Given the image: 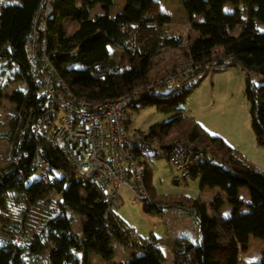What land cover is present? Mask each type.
<instances>
[{
  "label": "trees",
  "instance_id": "1",
  "mask_svg": "<svg viewBox=\"0 0 264 264\" xmlns=\"http://www.w3.org/2000/svg\"><path fill=\"white\" fill-rule=\"evenodd\" d=\"M224 1L182 0L192 11L201 10L207 3ZM41 2L4 0L0 6V64L15 66L16 77L24 80V88L9 95L17 106L18 116L12 123L15 160L0 169V264H30L39 261L46 250L51 264H85L89 251L103 259L109 258L112 239L136 250L119 264H164L159 240L154 236L147 239L135 236L113 214L111 206L106 213L109 204L105 189L85 179L66 153L53 144L51 136L47 138L46 126L54 124L53 118L42 130H34L47 107L45 96L35 82L41 74L40 55H46L54 72L76 98L101 103L134 92L142 94L131 108H136L138 101L158 98L144 96L152 89L145 88L147 63L160 49L171 46L182 49L181 60L191 64L192 70L186 78L179 79L181 82L208 68L239 65L246 73L244 94L250 106L256 143L264 148V33L257 31L255 22L256 17L264 20V0H250L238 36L228 34L225 26L242 21L239 10L223 11L220 6H214L205 21L193 25L200 36L187 47L182 46L181 34L168 33L155 24L151 14H146L151 0H126L130 14L122 12L113 17L106 11L90 17L87 7L91 2L106 8L112 0H51L52 13L44 27L39 26ZM67 20L77 22L71 33L65 27ZM32 34L36 36V66L29 59L26 46ZM114 51H121L120 58L127 57L128 65L121 64ZM192 86L193 83L186 89L191 90ZM160 87L159 95L177 91L167 82ZM173 129L183 137L176 139L196 141L199 145L193 147L210 155L189 176L199 177L200 188L217 186L224 190L233 206L230 214L222 217L218 210L220 196H217L211 204L215 213L209 216L196 199H186L190 208L202 214L200 240L197 244L177 241L174 253L181 259L175 256L173 260L177 264H236L238 243L249 234L264 239V171L192 118L177 115L150 126L147 132L163 140ZM37 150L49 164L48 181H43L32 167ZM145 184L151 193L148 166ZM242 185L249 190L246 203L237 194ZM143 203L145 210L159 212L162 208L155 201ZM68 210L82 216L79 233L71 227ZM20 236L26 240H16ZM215 251H227L224 263L214 257Z\"/></svg>",
  "mask_w": 264,
  "mask_h": 264
},
{
  "label": "rangeland",
  "instance_id": "2",
  "mask_svg": "<svg viewBox=\"0 0 264 264\" xmlns=\"http://www.w3.org/2000/svg\"><path fill=\"white\" fill-rule=\"evenodd\" d=\"M151 1L153 3L145 11L146 14H151L155 24L167 29L168 33L181 34L183 47H187L200 36V32L193 25L205 21L211 8L216 5L220 6L223 11H232L235 8L239 10L242 21L227 24L225 30L232 36L240 35L243 23L247 18V8L250 2V0H226L219 4L207 3L201 10L192 11L185 6L182 0ZM3 2L4 0H0V6ZM126 6V0H112V4L106 8L101 3H87L90 17L105 11L112 17L122 12L128 13ZM255 22L257 31L264 33V20L256 17ZM76 25L77 22L73 20L65 22V27L70 33L75 30ZM115 53L121 64L128 65L127 57L121 60V51ZM181 56L182 49L177 46L158 50L147 63L148 79L145 88H155L157 83H161L164 78L177 72L185 62L181 60ZM16 69L15 66L9 67L0 64V169L15 160L12 152V143L15 141L12 123L18 116V111L15 103L9 99V95L14 90L24 88V80L16 77ZM191 70L192 65L190 64ZM187 73H181L177 77L183 80ZM245 77V70L239 65L208 68L190 78V83H193L191 90L184 89L164 93L157 99H146L149 96H144L146 100L138 101L136 108H127L129 129L148 131L150 126L166 122L177 115L192 118L211 135L222 137L247 161L264 171V148L256 143L251 126L250 106L244 94ZM173 84L169 85L173 87ZM159 85L161 86V84ZM56 121L57 119L54 118L53 123L55 124ZM53 129V124L46 126L47 138L51 136ZM179 136L178 131L173 129L163 140L156 139V141L158 145H161L177 140L176 138H183ZM190 143L199 145L196 141ZM146 159L149 181L152 186L151 193L150 190L147 191L153 195V197L149 195L151 200L162 207L160 211L145 210L144 201L136 198L127 187L121 188L119 196L111 205V211L131 228L133 234L138 238L156 237L165 256L164 264H177L173 260L176 256L174 249L177 248V241L197 244L202 228V214L195 212L194 208H190L186 199H196L205 207V214L209 216L215 213L214 205L211 204L217 196H220L218 210L222 217L228 216L233 206L221 188L217 186L200 188L199 177L189 176L187 181L174 183L173 179L177 176V172L162 155H150ZM237 194L244 203L249 200V190L246 185L238 187ZM243 208L245 209L244 205ZM67 214L73 231L79 233L82 216L72 210H68ZM23 237L20 236L16 240L25 241L26 239ZM110 248L112 255L107 259L101 258L94 251H89L85 264H119L136 252L131 246L119 243L114 239L110 241ZM236 251V264L264 262V239L249 234L245 241L237 244ZM47 253L46 250L40 256L39 261H31L30 264H51ZM227 255V251H215L214 253V257L218 258L221 263L225 262ZM176 258L181 259L177 256Z\"/></svg>",
  "mask_w": 264,
  "mask_h": 264
},
{
  "label": "built area",
  "instance_id": "3",
  "mask_svg": "<svg viewBox=\"0 0 264 264\" xmlns=\"http://www.w3.org/2000/svg\"><path fill=\"white\" fill-rule=\"evenodd\" d=\"M50 3L51 0L41 2L40 27H44L51 16ZM35 42V34L26 42L28 57L34 66L37 65ZM40 47H44L43 42ZM39 61L41 74L35 78V82L45 96L47 107L34 125V130H42L48 120L57 119L51 132L53 144L66 153L68 160L85 179H91L105 189L109 204L106 213H109L122 187L130 189L136 198L146 203L152 202L145 184L146 158L150 155L160 154L168 160L177 172L174 183L185 181L197 164L210 157L195 149L190 142L177 139L158 145L157 136L134 128L130 130L127 108L137 98H142V94L134 92L101 103L78 99L54 72L44 53H41ZM186 72H190L188 62L157 83L155 88L152 87L148 96L157 98L159 84L166 82L174 83L173 87L179 91L186 89L191 85L190 80L181 82L177 77ZM32 167L43 181L49 180V164L38 150L32 159Z\"/></svg>",
  "mask_w": 264,
  "mask_h": 264
},
{
  "label": "water",
  "instance_id": "4",
  "mask_svg": "<svg viewBox=\"0 0 264 264\" xmlns=\"http://www.w3.org/2000/svg\"><path fill=\"white\" fill-rule=\"evenodd\" d=\"M213 163H216L215 161H213Z\"/></svg>",
  "mask_w": 264,
  "mask_h": 264
},
{
  "label": "bare ground",
  "instance_id": "5",
  "mask_svg": "<svg viewBox=\"0 0 264 264\" xmlns=\"http://www.w3.org/2000/svg\"><path fill=\"white\" fill-rule=\"evenodd\" d=\"M190 84H192V83H190Z\"/></svg>",
  "mask_w": 264,
  "mask_h": 264
}]
</instances>
